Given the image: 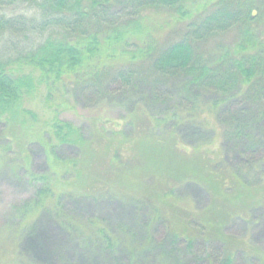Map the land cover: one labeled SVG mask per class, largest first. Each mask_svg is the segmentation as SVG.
<instances>
[{"label": "trees", "instance_id": "trees-1", "mask_svg": "<svg viewBox=\"0 0 264 264\" xmlns=\"http://www.w3.org/2000/svg\"><path fill=\"white\" fill-rule=\"evenodd\" d=\"M17 1L0 0V8H15ZM23 1L37 8L36 15L0 14V121L6 126L4 151H14L3 164L11 183L31 189L21 202L7 207L4 221L14 229L15 237L22 236L45 212L57 225L66 221L71 233L80 230L85 247L94 251L102 247L113 254L119 240L105 225H99L96 232L81 225L85 223L82 208L87 200L101 202L112 195L126 202L130 194H139L133 202H149L154 217L145 225L144 248L137 252L136 243L130 249L132 264H147L137 258L150 245L148 231L152 236L150 229L158 220L165 226L166 248L171 250L160 246L153 264H163L160 261L167 257L179 261L175 248L182 243L207 254L211 264H234L237 257L247 264H264L258 247L225 232L233 220L248 219L256 207L264 214V128L244 125L224 105L233 100L242 103L257 123H264V0H132L134 12L163 10L185 23L178 39L162 46L152 40L131 44L125 35L131 25L139 26L141 16L116 24L108 0ZM210 39L214 41L211 56H204L203 47ZM114 55L121 57V63L108 62ZM66 80L77 93L97 86L98 92L108 96L119 89L109 92L107 88L118 85L135 94L141 83L148 82L151 89L126 105L123 126L108 129L93 119L87 135L69 121L43 119L22 106L23 99L39 86H47L50 97L54 86ZM156 82L171 83L170 87L176 83L174 89L179 83L191 91L194 88L197 98L213 93L211 112L216 123L211 125L238 157L230 162L222 150L213 147L203 155L182 150L183 128L192 133L199 124L214 128L196 118L192 120L198 125L184 123V116L177 115L179 109L158 104L159 94L153 90ZM47 134L74 147L75 154L61 157L55 149L49 150L55 146ZM31 142L44 145L46 172L31 170L25 154ZM184 181L206 189L209 203L205 208L190 210L173 200L174 189Z\"/></svg>", "mask_w": 264, "mask_h": 264}, {"label": "rangeland", "instance_id": "rangeland-1", "mask_svg": "<svg viewBox=\"0 0 264 264\" xmlns=\"http://www.w3.org/2000/svg\"><path fill=\"white\" fill-rule=\"evenodd\" d=\"M108 1L111 4L110 16L114 17L116 24L122 25L141 16L139 26L134 28L131 25L125 35L131 44H136L137 42L144 44L147 40H152L162 46L171 40L178 39L179 32L185 24L184 22L176 21L163 10L140 8L137 12H134L135 3L132 0ZM16 4L15 8H8L4 5L0 8V14L5 16L25 14L28 17L37 13V8L31 6L29 8L23 0H18ZM213 43L214 41L210 39L206 46L203 47L204 56H211V45ZM112 58L111 61H108L111 64H119L122 61L121 57L118 59L116 55ZM156 83L153 90H155L156 94H159L160 100L157 102L162 107L173 105L174 108L179 109L177 115L184 116V123L193 124L192 122H195L194 125H198V122L195 121L198 119L204 124H209L210 122V125L213 124L215 126L216 118L211 108V100L214 98L213 93L207 92L202 94L201 98H197L193 91L194 88L191 91L189 88H183L179 83L174 89L176 83H173L172 87H170L171 83L170 85L161 82ZM122 88V86L119 87L118 85L112 88L108 87L107 90L109 92L119 89L108 96L98 92L97 86L77 93L74 90V85L66 80L54 86L50 97H47V86H39L32 94L23 99L22 106L35 111L43 119L57 117L61 120L69 121L88 135L93 119H97L99 124L104 123L103 125L108 129L117 127V124L123 126L124 120L121 118L124 116L126 105H129L135 98L146 96L150 92L151 86L149 82L141 83L135 94L133 90L127 92ZM181 103L184 104L177 107ZM224 105L225 107L228 106L235 113V117L244 125L247 122L248 126L253 125L258 130L264 128V123H257L254 114L247 109L246 105L235 100L226 102ZM224 105L222 108H224ZM162 107H160V110L163 109ZM155 108L156 106L153 109ZM197 116H200V118ZM194 118L196 119L193 121L192 119ZM189 124H185V126L190 127L188 126ZM213 128L214 131L207 125L201 126L199 124L195 133H192L190 128H183L185 139L180 143V148L187 153L202 152L203 155L204 151H208L213 147L214 150H222L225 159L230 162L234 161L233 159L238 156L233 151L232 146L220 138L216 127ZM5 129V124L0 121V264H6L7 261H14V264H18L21 260H23L24 264H132V255L129 256L130 249L136 243L140 246L137 252L144 248V239L146 241L145 225L148 222L152 223L151 219L154 217L153 207L149 202L144 200V203L133 202L132 199H138V196H142L139 194L135 196L130 194L126 202H122L119 198L112 195L110 196L111 199H104L101 202L87 200L82 208L80 213L82 215L81 221L84 220L85 223L81 222V225L86 226V228L93 227V232H96V228L99 225H105L119 240L120 243L113 254H108L102 247L97 251L85 247L84 242L82 244V236L79 235L80 230L76 229L74 233H71L70 229L68 230L66 227V221L64 225H57L45 212L38 215L36 221L27 227L28 229L26 228L27 231L22 236L15 237L14 229H11L10 224L4 221V216L8 215L7 207L9 208L21 202L29 195L31 189L28 186L23 188L20 184L11 183L7 178L3 159L13 156L14 151L10 150L7 153L4 151L7 141L3 139L2 133ZM126 132H129L128 128ZM46 138L55 146L48 149L52 151L55 149L59 156L69 157L75 154L76 150L74 147L60 144L50 134H47ZM209 142H212V146L207 147ZM26 147L25 154L30 158L29 165L31 170L35 173L46 172L49 166L44 145L31 142ZM193 149H196V151ZM14 150H18L17 146H14ZM19 173L22 175L23 170L21 169ZM69 175L67 174L66 176ZM49 200L51 199L46 200L48 205L51 204ZM173 200L190 210L198 211L205 208L209 203V194L206 189L197 183L184 181L174 189ZM93 218L95 223L91 224ZM150 230H153L152 236L148 231V235L151 237L150 245L143 250V255L137 258L138 262L147 261V264H153V257L158 256L161 251L158 250L160 246L164 245L163 250L167 252L171 250L169 247L166 248L169 244L165 240V226H162L160 220L153 223ZM225 232L229 236L240 238L251 246L255 245L264 255V214L261 207L253 209L246 220L240 218L233 220L226 227ZM162 241L164 242L161 244ZM153 244L154 247L158 244V247L153 249ZM177 248L176 257L179 258V261L175 260L174 262V260L167 257L160 262L163 264H211L207 254L199 251L197 247L189 249L182 243L176 246L175 249ZM252 260L256 262L255 259ZM234 264L247 263L241 257H237Z\"/></svg>", "mask_w": 264, "mask_h": 264}]
</instances>
